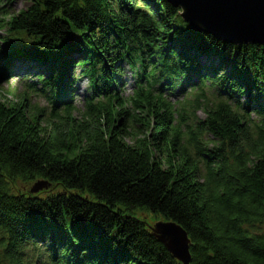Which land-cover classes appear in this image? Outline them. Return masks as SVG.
I'll return each mask as SVG.
<instances>
[{
  "label": "trees",
  "instance_id": "1",
  "mask_svg": "<svg viewBox=\"0 0 264 264\" xmlns=\"http://www.w3.org/2000/svg\"><path fill=\"white\" fill-rule=\"evenodd\" d=\"M17 1L0 2V78L39 76L55 112L0 96V264H181L143 214L188 233L192 264H264V45L199 33L167 0ZM183 79L198 92L173 107ZM38 181L60 191L24 192Z\"/></svg>",
  "mask_w": 264,
  "mask_h": 264
},
{
  "label": "water",
  "instance_id": "2",
  "mask_svg": "<svg viewBox=\"0 0 264 264\" xmlns=\"http://www.w3.org/2000/svg\"><path fill=\"white\" fill-rule=\"evenodd\" d=\"M180 9L186 24L199 33L213 34L236 46L264 45V0H167ZM50 183L39 181L32 189L38 193ZM154 235L181 264H192L191 240L175 222L161 221Z\"/></svg>",
  "mask_w": 264,
  "mask_h": 264
},
{
  "label": "rangeland",
  "instance_id": "3",
  "mask_svg": "<svg viewBox=\"0 0 264 264\" xmlns=\"http://www.w3.org/2000/svg\"><path fill=\"white\" fill-rule=\"evenodd\" d=\"M0 2H2V0H0ZM31 5V1L30 0H19L17 1L16 6H14V8L12 9V13L13 14H18L19 11L21 10H25L27 9L29 6ZM183 20V19H182ZM3 33L2 35H4V32H0ZM12 42H14L13 40H11ZM25 38H18L17 42L19 44L20 47H23L25 45ZM17 50L19 49V47L17 46L16 48ZM79 69L80 68H76L75 70V76H79ZM133 77L130 78H126L125 81L128 83H130L133 87ZM16 83V82H15ZM76 87L78 89V93H75V99H74V107L77 111H85V106H84V100L86 98L87 95H89V90L87 89V84L85 82H81L78 81L76 82ZM132 87L130 88H126V91L128 92V89L130 90ZM20 89V91H22V86H16L14 83L10 86L5 87L3 90L0 91V96L7 98L9 101H16V100H20L21 96H17L18 95V90ZM28 103L30 104V109L32 112H42L43 116H45V118L48 120L50 117V114L52 113L53 110H51L50 104L49 102L43 98V97H37L35 95L30 94V100H28ZM80 110H79V109ZM41 110V111H40ZM82 112H79L80 114L77 116L75 114H73V118L76 121H81L82 118H80ZM197 116L199 118H204L205 115L202 112H199L197 114ZM36 182L34 183H26L24 184L25 189L29 190L30 192H27L26 190H24L25 193H32L31 190L33 189L34 185ZM49 187V186H48ZM57 191H60L59 188H53V186L47 188L46 192H50L52 194L56 193ZM45 196L44 194L41 193H36V196ZM150 214V215H146L143 214L141 215L142 219H144L146 222L149 223L150 227L154 228L155 225L159 222H161V220H158L156 217L154 218V216Z\"/></svg>",
  "mask_w": 264,
  "mask_h": 264
},
{
  "label": "bare ground",
  "instance_id": "4",
  "mask_svg": "<svg viewBox=\"0 0 264 264\" xmlns=\"http://www.w3.org/2000/svg\"><path fill=\"white\" fill-rule=\"evenodd\" d=\"M127 87L130 88V87H132V85L128 82ZM36 183H38V182H36Z\"/></svg>",
  "mask_w": 264,
  "mask_h": 264
}]
</instances>
